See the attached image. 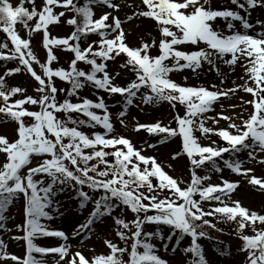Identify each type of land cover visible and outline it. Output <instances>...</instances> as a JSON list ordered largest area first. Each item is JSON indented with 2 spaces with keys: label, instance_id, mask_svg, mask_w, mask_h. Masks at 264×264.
I'll use <instances>...</instances> for the list:
<instances>
[{
  "label": "snow or ice",
  "instance_id": "1",
  "mask_svg": "<svg viewBox=\"0 0 264 264\" xmlns=\"http://www.w3.org/2000/svg\"><path fill=\"white\" fill-rule=\"evenodd\" d=\"M26 3L31 7H26ZM142 4L146 6L145 10L135 11L127 16V20L144 17L157 22L161 39L156 56L151 55V50L157 47L155 39L139 47L126 43L122 27L124 22L113 15V11L119 12L121 8L115 0H85L83 5L79 0H43L39 9L35 0H19L15 6L11 0H0V28L11 44L8 40L0 43V62L18 63L16 67L4 68L0 74V123L15 122L17 125V139L14 141L0 135V153L6 154V162L0 166V231H13L7 227L8 221L13 219L7 213L10 206L22 198L24 223L16 224L15 230L24 235H13L11 239L26 242V255L20 257L7 252L6 242L0 239V262L48 264L43 257L37 259L34 253H54L58 254V258L53 256L51 264H168L158 254L155 241H164L163 249L168 251V242L176 237V244L172 246V251H175L179 241L189 236L191 244L182 252L193 255L191 264H207L197 241L208 237L206 228L216 229V224L207 219L215 216L225 222H234L236 235L243 242L239 251L247 253V264H264V214L241 206L239 201H233L232 206L226 203L225 198H231L239 186L238 182L221 177L219 184H205L211 178L208 173L222 172L218 159L233 173L248 177L253 169L243 168L244 161L238 155L246 152L248 159L254 161L257 153H264V21L257 20L254 25L239 11L215 9L212 0H142ZM231 4L249 15L250 9L264 8V0H231ZM95 6L113 11H105L96 18ZM57 8L63 10L56 12ZM67 12L75 14L67 20V24L74 26L75 30L66 38L51 36L49 26L61 23ZM218 18L226 22L231 34L226 35L214 28ZM34 20L35 24H30ZM237 21L243 31L234 30V22ZM17 23L27 29L29 37L33 32H43V47L47 50L45 63H41L33 51L31 39L18 34ZM254 26H259L260 30L249 34L248 30ZM92 34L98 35L99 41L83 47L81 41ZM201 43L206 47L191 52L176 47L184 44L198 46ZM54 47H62L73 54L67 69L52 67L53 62L58 60ZM121 54L127 59L119 65L120 69H130L134 73V79L124 85L115 82L119 71L115 75L108 71V62ZM241 60L246 61L242 65L245 75L240 78L245 82H233L232 87H222L225 74L218 63L229 66L234 72ZM80 62L91 66L90 70L78 67ZM34 64L39 65L41 74L34 69ZM204 64L215 70L220 77V85L190 86L169 77L170 73L184 69L195 73ZM21 72L30 74L38 83L35 88V92L40 94L38 97L25 95L26 88L9 86L6 77ZM55 78L71 86L67 90L69 98L63 102L58 101L57 93L65 89L56 86ZM184 79L187 81V77ZM86 85L122 98V110L117 113L116 119L125 128L128 127L125 117L134 101L139 102L137 107L167 103L176 109L177 104L183 105L184 115L176 112L173 118L177 127L163 125L157 120L154 123L137 122L133 131L138 133L143 130L158 136L159 144L180 137L182 151H174L171 158L187 157L191 165L190 183L184 186L185 182L169 175L155 156L144 155V147L137 148L131 139L116 135L104 97L98 96L96 101L86 97L81 100L79 97L80 90ZM240 91L251 94L253 99L244 101L240 97L241 104L229 107L251 105L253 110L247 119L237 122L236 117L225 114L224 104L226 100L236 98ZM17 96L20 98L12 99ZM71 97H77L80 102H73ZM217 104L220 107L217 117L207 116V113L215 111L214 105ZM26 105H38L39 110H29ZM95 110H101L103 115ZM57 113H64L66 119H59ZM73 113L88 119L74 118ZM25 118L32 123L27 124ZM219 119L228 121L227 128L217 130L206 126L207 120L219 123ZM85 125H99L104 131L90 137L80 131ZM196 131L205 137L208 134L218 135L225 146L216 145L215 141L208 146L202 145L194 134ZM145 145L151 149L157 146L147 142ZM85 149H92V152L86 153ZM224 154H228L229 158L225 159ZM36 157L46 158L38 161L36 166H30ZM108 157H114L115 162L109 161ZM259 163L264 164V159ZM25 169L26 172L22 171ZM198 170H204L205 174L199 175ZM153 177L158 183H153ZM248 182L264 191V178L251 175ZM69 187L75 190L81 209L89 203L93 205L86 220L77 225L72 236L83 233L90 238L97 221L111 216L115 209L123 205L135 214L131 221L113 217L117 226L116 235L126 246L119 247L105 239L109 253L88 257L79 250L70 252L72 246L64 231L49 230L41 223V218H54L46 209L61 214L55 196ZM90 192L99 193V198H94ZM205 202L212 205L208 210L204 208ZM149 224L167 226L170 232L165 237L159 230L146 231L145 225ZM247 230L253 234H248ZM38 237H58L64 243L53 247L37 246L34 241ZM129 241L130 250L127 247ZM125 254L127 260L124 259Z\"/></svg>",
  "mask_w": 264,
  "mask_h": 264
},
{
  "label": "rangeland",
  "instance_id": "2",
  "mask_svg": "<svg viewBox=\"0 0 264 264\" xmlns=\"http://www.w3.org/2000/svg\"><path fill=\"white\" fill-rule=\"evenodd\" d=\"M11 2L14 5H17L18 0H11ZM36 7L39 9L42 4L43 0H36ZM116 3L121 4V8L119 12L106 9V7L102 8L101 6H98L97 11H99L100 16L105 11H113V15H117L120 17V19L124 22L122 24V27L126 34V43L131 47H139L144 42L151 43L153 39H155L157 43V47L153 48L151 50V55L156 56L159 54V41L161 39V34L156 33L153 36V39H151V35L155 33V30L153 28V31L147 32V34L143 35L142 30L136 29L137 17L132 20L128 21L127 16L132 15L135 11H138L139 6H144L142 4V0H115ZM225 0H212V6L215 9L223 10L222 8L225 7L224 5ZM132 5V7H128V5ZM146 7V6H145ZM63 9L57 8L56 12L62 11ZM69 18H72L71 12H67L66 16L62 18V22L55 25L49 26V31L51 36L57 37V38H66L69 37V33L71 32V28L66 23ZM111 19V18H110ZM249 22L253 23L255 25V22L257 21L253 17H249ZM222 19L218 18L215 22L221 21ZM35 20L30 22V24L34 25ZM214 22V23H215ZM109 23H111V20H109ZM226 28L224 30L228 34H231L228 29L227 25H225ZM18 34L25 39H31V46L33 48V51L37 55L38 59L41 61V63H45L47 60V50L43 47V32H33L32 35L29 37L27 29H24V27L17 23L15 26ZM23 30L25 33L23 34ZM236 31H243L242 26L240 23L236 24L235 29ZM259 26H254L253 29L248 30L249 34H255L256 31H259ZM136 31V32H135ZM138 32H141L142 34H138ZM226 33V34H227ZM111 38V37H110ZM193 46V45H192ZM179 50L182 51H195L193 50L191 46H176ZM54 54L58 57L57 61H54L52 64L53 68H59L63 67L67 69L69 67L70 61L74 58L73 54L71 52L65 51L62 47H54ZM95 50V49H94ZM114 61H110V65L108 64V71L110 74L115 75L117 71L120 72V75L116 77L115 82L119 84H126L127 81V74H125L124 69H120L119 65L124 63L122 56L117 57ZM230 58V57H226ZM171 61H168L170 63ZM183 63V62H182ZM244 63H246L245 60H241L238 65L235 67V71L233 72L229 66L218 63V67L220 68L221 72L225 74V84L222 86L224 88L232 87L233 82L236 84H243L245 81L240 79L242 76L245 75V68L242 66ZM7 66L4 68H11L18 66L17 62H7ZM80 68L83 70H88L90 66L84 64L83 62L79 63ZM34 69L37 71L38 74L42 73V70L39 68V65L34 64ZM4 69L0 68V74H2ZM129 72H132L130 69H127ZM133 73V72H132ZM169 77L173 79L174 81L184 84L187 83L190 86H209L212 83H215L217 85H220V77L216 75L215 70L211 69V67L207 64H204L201 69H199L197 72H192L190 69H184L183 71H175L169 74ZM185 77H187V81H185ZM7 83L9 86H20L27 89V92L25 95H32L34 97H38L40 94L35 92V88L38 86V83L34 80L33 77H31L30 74L26 72H21L19 74H15L12 77H7ZM55 83L58 88H64L67 87L66 83L64 81L59 80V78H55ZM57 99L59 102L64 101L68 96L66 93V96L63 92H59L57 95ZM98 96H103L105 99V102L109 106V111L111 113V120L114 124L115 134L116 135H124L127 138L131 139L132 143L137 147H144L143 154L146 156H155L157 159V162L160 163L164 170L174 178H181L185 185L187 183H190V161L187 159L186 156L182 155L178 157L177 159L173 160L171 158V155L174 151H182V141L180 137H173L170 138L166 143L159 144L158 140L160 137L149 135L145 131L141 130L140 132L133 131V128L137 122L139 123H154L157 120H160L163 125H170L171 127L175 128L177 127V124L174 121V116L176 112H179L181 116V111H183V114L185 113V108L183 105H180L178 109H172L167 103L159 104V105H139L137 107L136 105L139 104L138 101H134L133 106H130L128 109V114L125 117V121L128 125L127 128L122 127L119 123V121L116 119L117 113L122 110V98L117 95H108L107 93H104L103 90H97L93 88L91 85H86L82 90L79 92V97L81 100L83 98H88L93 101L97 100ZM240 97L243 98L244 101L252 100L253 97L251 94L244 93L243 91H240L237 94L236 98H233L231 100H226L224 107H225V114L230 115L237 118V122L242 121L243 119H247L249 116V113L253 110L251 105H244L243 107H236V108H230L229 105L241 104ZM19 96L13 97L12 99H18ZM224 99V98H222ZM73 102H80V100L77 99V97H72ZM25 107L29 108V110L32 111H38L39 106H32V105H26ZM215 111L207 113V116L211 117H217V114L220 112L219 104L214 105ZM97 114L103 115V112L101 110H95ZM58 117V116H57ZM63 116L58 117L59 119H62ZM135 118V119H133ZM26 123L30 124L32 121L29 118H25ZM66 119V117H65ZM228 121H225L223 119H219V123H215L213 120H207L206 126L213 127L215 129H222L227 128ZM72 126V125H69ZM16 127L17 125L15 122H8V123H0V135H5L9 138L10 141H14L17 139L16 134ZM81 131V130H80ZM104 129L97 125L96 127H91L88 135L90 137H93L95 133L97 132H103ZM199 143L202 145L208 146L211 145L213 141H215L216 145L221 144L224 142L220 139L218 135L215 134H208L207 137L202 135L199 131H196L194 133ZM54 139V138H53ZM67 142V140H65ZM145 142L147 143H154L156 144L155 149L147 148L145 145ZM111 150V149H109ZM86 153H91L92 149H85ZM227 155V156H226ZM224 155V158H229V155ZM46 157H36L32 160V163L30 166H36L38 161H42ZM238 158L244 161L243 168H252L253 172L249 174L248 177L244 176L243 174H236L233 173L230 169L224 167L223 162L221 163V168L223 169L220 173L210 172L208 173L210 175V180L206 181L205 184L211 183V184H219L221 183V177L224 179L229 180L230 182H238L239 186L238 188L231 194V198H225L226 203H228L229 206H232L233 201H239L241 206L246 207L250 210H255L258 213H260L263 210L262 207V200L264 199V191H261L259 189V186H253L251 185L248 180L251 175H255L258 178H264V164L259 163L261 159H264V153H257L256 160L252 161L249 160L247 157V153H241L238 155ZM6 162V154L0 153V166L3 165V163ZM170 165V167H169ZM26 172L25 170H22ZM199 175H204V170H198ZM90 195H93L94 198L98 199L99 194H93L89 193ZM55 201L59 202V211L60 215H57L56 213L52 212L51 209H46V211H49L51 215H53L52 220H46L44 218H41V223L46 225L49 230H61L64 231L66 235L69 236L68 243L72 246L70 252H75L77 250L81 251L83 254H85L88 257H92L95 255L100 254H108L109 249L104 244V240L108 239L111 240L113 243H116L119 247H122V243L120 238L116 235V229L117 226L114 223L113 217H122L126 221H131L135 218V214L131 212L130 209H125L124 206H121L118 211H115L112 213L111 216L104 217L101 221H97V223L93 226V233L90 235V238L86 237L83 233L79 236H72L73 230L77 227L78 224L83 223L90 212L92 211L93 205L91 203L87 204L85 208L81 209L79 207L80 200L77 197V194L75 190L71 187L66 188L63 192H60L55 196ZM212 205H210L208 202L204 203L205 210H208ZM123 209V212H122ZM8 216L13 217V219H10L7 223V227L12 228L13 231L11 233L0 231V239H3L7 244V252L10 254H14L20 257H25L26 255V242L24 240H12L11 236L13 235H24L22 232H18L15 230L16 224H23L24 223V207H23V199L14 202L12 206H10L9 211L7 213ZM207 219H211V217H207ZM222 223V222H220ZM159 229H155L157 227ZM163 229V230H162ZM146 231H156L159 230L161 233L166 230L164 233V236L167 237L168 233L170 232V229L167 226L164 225H145ZM162 230V231H161ZM224 232H228L230 234V230L227 228L225 230H221ZM248 234H253L250 230H247ZM174 240L171 242H168L169 248L168 251H165L163 249V243L164 241L156 240L155 243L157 245V248L159 249L158 254L161 256V258L168 261V264H191V261L193 259V255L191 253H183L182 249L185 247L190 246L191 244V237L184 236L180 241L179 245L176 247L175 251H172V246L176 244V237H173ZM225 241H230L233 243L231 245V250L228 253V255L221 256L218 253L214 252L213 245L214 243L211 241L209 237L206 238H199L198 243L201 245L202 253L205 256V259L207 261V264H247L246 252H241L239 249L241 248V243L239 241H233L231 238H225ZM34 243H36L37 246H43V247H53V246H59L60 244L64 243L60 238L58 237H38ZM131 245V244H130ZM131 246L129 247L130 250ZM34 256L37 259H41L42 257L48 261V264H51V260L53 256H56L58 258V254L49 253L47 255L44 254H36L34 253ZM0 264H15V262H12L10 260L8 261H2Z\"/></svg>",
  "mask_w": 264,
  "mask_h": 264
},
{
  "label": "trees",
  "instance_id": "3",
  "mask_svg": "<svg viewBox=\"0 0 264 264\" xmlns=\"http://www.w3.org/2000/svg\"><path fill=\"white\" fill-rule=\"evenodd\" d=\"M79 2H80L81 5H83L85 3V0H79ZM25 6L26 7H31V5H29L27 3L25 4ZM95 16H96V12H95ZM138 28L143 31V35L147 34V32L153 31V28H154L155 33H153V35H151V37H150L151 39H153L154 34L160 33L159 26H158L157 22L155 20H153V19H151L149 21V20L143 18L142 22L140 23ZM98 37H99L98 35L92 34V35H90L88 37L87 40H82L81 44H82L83 47H87V43H89V41H95V39L98 38ZM6 40H8V42H9V39L6 37V33H4L2 28H0V43L5 42ZM121 56L123 57V60L126 61V59H127L126 56L124 54H121ZM126 72H127L128 78H129V80H127V82H129L130 80L134 79V73L129 72L127 69H126ZM179 106H180V104H177L176 109ZM73 117L75 118L77 116L74 115ZM108 151H110V150H108ZM108 159L112 163L115 162V158L114 157H108ZM92 163H95V161H92ZM101 167H103V165ZM151 179H152L154 184L158 183L156 178L153 177ZM261 204L264 207V199L262 200ZM263 214H264V212H263ZM210 221H211V223L216 224V229H220V231H217L214 228H206V231L208 232V235L210 237H212L215 240V242H216V249H218L216 251H218L220 253H223V255H227L229 253L230 246L233 245V243H231L230 241H225L224 240L225 238H231L233 241H239L241 243V245H242L243 242L239 239V237L236 235V232L234 230L235 229L234 222H231V221L225 222L223 219H220V218L215 217V216L211 217ZM220 222H222V223H220ZM226 228L228 230H230V234H228V232L221 231V230H225ZM129 242H128L127 246L129 245ZM222 249H224V250H222ZM124 259L125 260L128 259L127 254H125Z\"/></svg>",
  "mask_w": 264,
  "mask_h": 264
}]
</instances>
